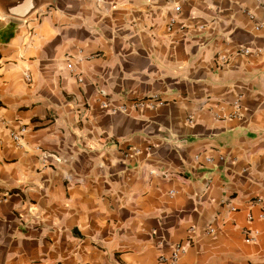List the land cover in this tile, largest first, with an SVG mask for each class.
<instances>
[{
    "label": "crops",
    "instance_id": "1",
    "mask_svg": "<svg viewBox=\"0 0 264 264\" xmlns=\"http://www.w3.org/2000/svg\"><path fill=\"white\" fill-rule=\"evenodd\" d=\"M7 1L0 264H264V0Z\"/></svg>",
    "mask_w": 264,
    "mask_h": 264
},
{
    "label": "built area",
    "instance_id": "2",
    "mask_svg": "<svg viewBox=\"0 0 264 264\" xmlns=\"http://www.w3.org/2000/svg\"><path fill=\"white\" fill-rule=\"evenodd\" d=\"M101 1V0H98ZM174 11L176 13L181 12V7L176 6L174 8ZM176 19H173L169 25L170 29L175 25ZM242 53L244 55H250L252 52L249 48H242ZM216 59L221 62L226 64L230 57L227 54L219 53L216 56ZM68 69L73 70V64L69 63L68 64ZM26 79L29 80L30 78L26 76ZM82 82V80H80ZM164 105L163 100L157 96H150L146 98H141L137 99L132 102V104H128L127 102H123L121 104H115L113 102L109 103H102V108L107 109L110 111L111 114H126L130 115L132 112H142L144 110H156L158 108H161ZM236 108L239 110L240 105L239 102L235 103ZM190 121H193V118L190 117ZM10 124L4 119L0 117V126L8 128ZM27 131L26 126L24 125H19L16 129H12L9 133L11 140L19 147L22 146V141L24 138V134ZM1 142V141H0ZM36 151L39 153L41 161L44 163V165L50 164V161H55L56 163H64L65 159L59 155L55 154L52 152H48L46 150H43L40 147L36 148ZM209 162H211L210 159H208ZM261 219H264V210L262 211L260 215ZM249 219L252 220L253 217L249 216ZM212 232V230H210ZM185 252L184 246L182 243L176 244L173 246L171 254L166 256V255H161L158 257V263L159 264H179L181 260L182 254Z\"/></svg>",
    "mask_w": 264,
    "mask_h": 264
},
{
    "label": "water",
    "instance_id": "3",
    "mask_svg": "<svg viewBox=\"0 0 264 264\" xmlns=\"http://www.w3.org/2000/svg\"><path fill=\"white\" fill-rule=\"evenodd\" d=\"M46 0H9L1 7L5 17L26 21L46 4Z\"/></svg>",
    "mask_w": 264,
    "mask_h": 264
}]
</instances>
